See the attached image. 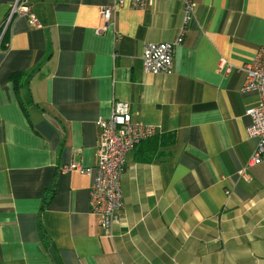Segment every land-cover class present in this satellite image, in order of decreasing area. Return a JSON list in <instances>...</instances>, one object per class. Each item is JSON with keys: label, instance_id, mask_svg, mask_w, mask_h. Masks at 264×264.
Here are the masks:
<instances>
[{"label": "crops", "instance_id": "0c3cea01", "mask_svg": "<svg viewBox=\"0 0 264 264\" xmlns=\"http://www.w3.org/2000/svg\"><path fill=\"white\" fill-rule=\"evenodd\" d=\"M16 1L0 0V264H264V163L249 166L246 114L260 97L242 91L264 47V0H194L173 72L155 75L143 48L177 40L181 0H126L108 25L113 0H23L37 26L10 17ZM114 101L177 142L164 162L139 144L128 153L110 237L94 177L62 168L95 167Z\"/></svg>", "mask_w": 264, "mask_h": 264}, {"label": "built area", "instance_id": "2783aa9c", "mask_svg": "<svg viewBox=\"0 0 264 264\" xmlns=\"http://www.w3.org/2000/svg\"><path fill=\"white\" fill-rule=\"evenodd\" d=\"M114 5L104 7L102 18L108 25L114 13L122 7L126 0H113ZM148 0H130L131 8L145 9ZM184 8L183 24L177 40L173 43H147L143 48V65L149 74H171L174 69L175 47L184 41V37L192 23L196 6L194 0H181ZM29 18L30 24L39 25L37 17L31 12L23 0H17L12 8L13 15ZM246 80L242 91L258 92L259 102L248 108L246 114L252 122L247 128L249 139H255L257 145L252 153L249 166L264 163V47L256 54L252 62L245 67ZM102 130L100 145L97 151V162L93 168H85L78 163H71L62 168L64 173L78 171L94 177L90 191L92 210L100 216L101 227L113 236V228L120 222L125 207L122 191V175L127 163V155L142 139L152 136V127L134 125L131 106L128 102L114 101L110 119L98 122Z\"/></svg>", "mask_w": 264, "mask_h": 264}, {"label": "trees", "instance_id": "16d2710c", "mask_svg": "<svg viewBox=\"0 0 264 264\" xmlns=\"http://www.w3.org/2000/svg\"><path fill=\"white\" fill-rule=\"evenodd\" d=\"M15 75L14 77H16ZM176 134L174 133H167L162 132L160 134L154 133L152 136L147 137L146 139L139 142V146L141 147L142 152H144V160H149L146 162H151L155 158L159 160L160 162L166 161L163 156L166 155V149L169 145H175L177 142ZM55 187H53L51 190L47 191L46 199H44V206L43 209H46L52 202V199L55 195ZM41 218L43 215L40 216ZM40 226H43L42 219L40 220Z\"/></svg>", "mask_w": 264, "mask_h": 264}, {"label": "water", "instance_id": "95a60500", "mask_svg": "<svg viewBox=\"0 0 264 264\" xmlns=\"http://www.w3.org/2000/svg\"><path fill=\"white\" fill-rule=\"evenodd\" d=\"M55 127H57L58 129H59V125H58V123H57V121L56 120H54V119H52V118H49L48 119Z\"/></svg>", "mask_w": 264, "mask_h": 264}, {"label": "rangeland", "instance_id": "374dc122", "mask_svg": "<svg viewBox=\"0 0 264 264\" xmlns=\"http://www.w3.org/2000/svg\"><path fill=\"white\" fill-rule=\"evenodd\" d=\"M28 107V106H27Z\"/></svg>", "mask_w": 264, "mask_h": 264}]
</instances>
